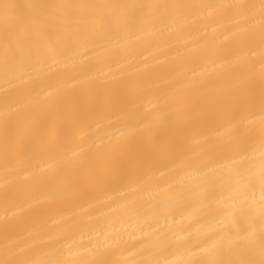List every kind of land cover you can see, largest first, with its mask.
<instances>
[{
  "label": "bare ground",
  "instance_id": "1",
  "mask_svg": "<svg viewBox=\"0 0 264 264\" xmlns=\"http://www.w3.org/2000/svg\"><path fill=\"white\" fill-rule=\"evenodd\" d=\"M17 3L151 2L213 7L185 10L180 18L158 31L138 33L132 40L113 44L69 45L51 34L29 39L36 63L5 74L0 60V132L6 107L17 115L71 119L57 108L65 97H86L108 91L141 90L139 102L150 111L155 95L165 86L169 69L195 73L210 93L226 83L259 76L262 57L240 43L244 33L238 10L231 5L259 0H15ZM0 24V44H2ZM209 97H205L208 99ZM264 112L259 106L226 111L202 123L190 124L185 148L162 156L146 168L130 169L119 181L94 184L82 174L78 187L69 186L68 167L57 153L24 160L7 156L0 143V251L6 237L39 233L58 236L61 244L76 247L105 236L120 238L114 258L132 255L144 232L155 239L151 250L160 264H188L207 241L232 227L230 201L221 198L219 184L236 170L257 173L255 200L259 202L258 172L264 148ZM135 114L120 112L89 121L79 131L77 153L93 156L103 147L129 148L141 140ZM143 230V231H142ZM112 243L111 240L108 242Z\"/></svg>",
  "mask_w": 264,
  "mask_h": 264
},
{
  "label": "snow or ice",
  "instance_id": "2",
  "mask_svg": "<svg viewBox=\"0 0 264 264\" xmlns=\"http://www.w3.org/2000/svg\"><path fill=\"white\" fill-rule=\"evenodd\" d=\"M208 7L213 6L0 0V60L7 75L36 63L25 40L48 39L51 47L50 37L55 33L57 40L69 45L113 44L122 39L132 40L138 33L161 30L176 22L185 10ZM229 7L237 9L243 21L240 43L250 52L259 43L262 67L258 77L250 74L206 93L200 90L204 86L195 79V73L172 67L150 111L139 102L141 90L137 89L65 97L57 108L70 112L71 119L55 120L54 127L51 116L17 115V109L6 107L0 132L5 156L13 151L28 160L57 153L68 167L72 178L69 186L73 188L79 186L82 174H87L94 184L114 182L124 178L130 169L150 167L162 156L183 150L190 124L205 122L226 111H246L256 106L264 112V0ZM120 112L135 114L136 131L131 135L141 134L139 143L129 148L110 144L93 156L77 153L70 147L87 122L107 118L109 114L119 116ZM261 146L264 148V130ZM258 176L259 202L255 200L256 172L236 170L221 181L218 187L221 198L230 201L228 216L232 227L208 240L199 253H192L197 258L188 264H264V158ZM154 244L151 234L144 232L132 255L145 254L138 259H117L114 257L121 248L118 236L72 247L61 244L58 236L45 239L39 233H30L23 238L6 237L0 264H160L153 258Z\"/></svg>",
  "mask_w": 264,
  "mask_h": 264
}]
</instances>
